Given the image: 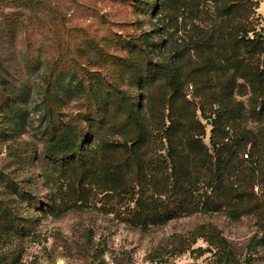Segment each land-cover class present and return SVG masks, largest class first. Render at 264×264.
I'll return each mask as SVG.
<instances>
[{
    "label": "trees",
    "instance_id": "obj_1",
    "mask_svg": "<svg viewBox=\"0 0 264 264\" xmlns=\"http://www.w3.org/2000/svg\"><path fill=\"white\" fill-rule=\"evenodd\" d=\"M4 3L15 10L1 12L0 41L16 46L18 32L26 26V12L34 8L40 24L45 22L42 18L51 21L52 37L60 35L59 23H55L58 16L45 0H0ZM257 4L258 0L148 2L146 10L152 6L159 27L154 37L150 33L140 37L139 48L147 60L145 68L133 73L135 91L113 92L100 83L89 84L72 67L57 71L52 82L48 80L53 72L50 57L41 83L48 92L45 101L60 105L77 91L89 117L52 121L51 134L42 141L39 177L48 190L46 212L60 217L70 210H82L99 188L115 196L116 203L108 212L116 213L118 204L125 206V221L141 227L195 213H222L238 219L260 212L264 200L258 197L253 180L261 146L258 134L247 124L264 117V28L260 27ZM181 17V24L190 27L180 51L171 38L179 31ZM1 50L0 89H5L8 68ZM155 51L161 52L160 60L152 58ZM154 83L160 84L161 104L151 94ZM28 87L25 81L13 87L17 95L0 96L1 105L19 102ZM12 112L10 131L16 132L25 113L21 109ZM208 125L209 144L205 140ZM104 135L128 139L107 142ZM17 161L25 162L22 158ZM59 163L72 173L59 174ZM6 175L11 174L0 171V180L7 184L0 192V212L4 214L0 233L21 236L23 218L12 204L15 197L32 194L16 179H5ZM62 179L68 181L66 192L57 184ZM192 237V241H183L180 253L203 238L209 247L193 251L213 252L220 264H241L215 224L198 226ZM16 261L13 257L4 262L0 259V264ZM249 261L246 259L247 264Z\"/></svg>",
    "mask_w": 264,
    "mask_h": 264
},
{
    "label": "rangeland",
    "instance_id": "obj_2",
    "mask_svg": "<svg viewBox=\"0 0 264 264\" xmlns=\"http://www.w3.org/2000/svg\"><path fill=\"white\" fill-rule=\"evenodd\" d=\"M148 2L152 0H45V5L50 6L58 18L64 17L55 21L60 27L57 38L54 39L49 31L51 21L42 18L45 22L40 24L34 8L26 12V26L19 30L16 46L8 40L0 41L4 65L8 68L5 74L7 86L0 89V96L14 97L17 92L13 87L23 81L29 84L22 99L7 106L9 112L0 99V171L11 174L5 179H16L25 192L33 195L14 199L13 209L23 218V235L0 233V259L3 262L13 257L16 264H220L213 252L193 251L209 247L203 238L180 253L183 241H192V233L198 226L212 223L230 242L241 264H247L248 258L250 264H264V208L238 219L222 213H195L141 227L125 221L128 217L125 206L118 204L116 213L108 212L116 203L115 196L99 188L82 210H70L60 217L46 212L48 190L39 177L41 160L38 157L42 152V141L51 134L52 121L89 117L86 103L76 97L77 91L73 98L62 99L60 105L45 101L48 92L41 83L46 79L47 60L53 57V72L48 78L52 82L57 79V71L72 67L89 84L98 86L100 83L113 92L135 91L138 87L133 73L136 68H145L147 60L145 51L139 48L140 37L145 33L154 37L159 27L151 12L154 3L146 10ZM257 5L260 27L264 28V0H258ZM13 10L14 6L10 4H0V19L1 12ZM181 22L182 17L179 31L171 38L172 45L180 51L185 46L183 38L188 37L190 27H184ZM60 39L66 42L60 44L57 42ZM187 56L191 58L189 54ZM152 58L160 60L161 52L155 51ZM160 88L158 83L150 86L157 104H161ZM101 101L99 99L97 104L100 107ZM18 109L24 111L25 116L18 120V130L10 131L12 111ZM247 124L258 134L260 141L253 184L258 197L264 200V117L249 120ZM210 134L211 126L208 125L205 139L208 144ZM103 137L107 142L128 139L124 136ZM17 158L25 162L18 163ZM245 163L248 165L249 162ZM56 170L59 174L64 171L67 176L72 173L60 163ZM63 180L57 184L66 192L68 181ZM6 185L0 180L1 193L6 190ZM36 195L39 197L34 201ZM63 195L66 201H71L69 195ZM3 217L0 212V225Z\"/></svg>",
    "mask_w": 264,
    "mask_h": 264
}]
</instances>
